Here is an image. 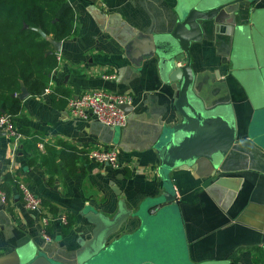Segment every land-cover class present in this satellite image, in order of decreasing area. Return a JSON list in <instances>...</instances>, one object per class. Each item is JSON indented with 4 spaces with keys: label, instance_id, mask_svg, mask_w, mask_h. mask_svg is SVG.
Segmentation results:
<instances>
[{
    "label": "crops",
    "instance_id": "1",
    "mask_svg": "<svg viewBox=\"0 0 264 264\" xmlns=\"http://www.w3.org/2000/svg\"><path fill=\"white\" fill-rule=\"evenodd\" d=\"M179 5L66 0L76 33L62 41L46 91L22 101L23 112L12 117L26 137L15 140L0 128V264H15V253L45 255L58 264H159L155 258L169 264H264V0L248 23L249 45L232 48L226 29L211 25L190 48L200 96L209 106L226 104L227 119L244 140L222 170L206 178L192 170L167 178L159 172L158 139L181 116L172 85L149 53V36L174 29ZM240 61L252 67L238 69ZM58 88L70 98L93 90L132 96L127 127L113 130L93 116L70 117L66 97H53ZM60 143L87 153L73 173L59 157L43 163L40 144ZM95 149H115L120 168L92 161L88 153ZM21 185L42 201L41 211L26 208ZM165 194L175 201L161 204L162 219L153 220ZM44 216L50 243L42 238ZM67 217L72 226L66 232Z\"/></svg>",
    "mask_w": 264,
    "mask_h": 264
},
{
    "label": "water",
    "instance_id": "2",
    "mask_svg": "<svg viewBox=\"0 0 264 264\" xmlns=\"http://www.w3.org/2000/svg\"><path fill=\"white\" fill-rule=\"evenodd\" d=\"M179 1L174 29L167 33L149 36L153 46L149 53L158 58L162 79L172 85L175 91L174 110L181 116V121L171 127L163 128L158 139L159 172L162 177L167 178L176 171L192 170L195 177L206 178L220 172L230 153L244 140L238 136L233 122L227 119V105L209 106L200 96L192 70L190 48L193 42L202 38L203 33L211 25L226 29L232 48L236 42L249 45L248 23L252 22V14L259 10L262 0ZM37 31L47 38L42 30ZM52 43L53 51L49 54L59 53L62 42L52 41ZM230 61L238 67V59L233 58L232 53ZM250 67H252L250 64L240 61L238 69ZM14 96L24 101L30 94L27 88L22 86L21 93ZM120 108L127 115L131 112L129 104L121 105ZM111 129L121 130L120 128ZM245 141L252 140L247 138ZM174 197V194H165V202L158 204L160 210L154 216L151 217L150 214L148 216L153 220L158 218L161 220L163 209L166 207L161 204L172 205L175 201ZM150 217L146 222L150 220ZM143 229H146L145 225ZM112 249L113 246L110 245L103 253H108ZM12 257L16 258L15 264H58L45 255L34 257L31 254L15 253ZM154 260L159 264H169L163 263L158 258ZM176 262L171 264H185L184 261ZM77 264L86 263L78 262ZM134 264H150V262L141 259Z\"/></svg>",
    "mask_w": 264,
    "mask_h": 264
},
{
    "label": "trees",
    "instance_id": "3",
    "mask_svg": "<svg viewBox=\"0 0 264 264\" xmlns=\"http://www.w3.org/2000/svg\"><path fill=\"white\" fill-rule=\"evenodd\" d=\"M65 3L66 0H0V118L23 112L22 101L14 96L21 93L22 86L30 96H41L46 91L58 67L57 53L49 54L53 51L52 41L62 42L76 33L75 12L65 7ZM57 94L70 100L67 90L56 89L54 99ZM58 145L60 150L55 145H43V163L47 165L59 157L73 173L77 162L87 153L65 143ZM32 153L36 155L35 151ZM2 190L8 192L6 186ZM66 220L67 232L72 221L69 217Z\"/></svg>",
    "mask_w": 264,
    "mask_h": 264
},
{
    "label": "built area",
    "instance_id": "4",
    "mask_svg": "<svg viewBox=\"0 0 264 264\" xmlns=\"http://www.w3.org/2000/svg\"><path fill=\"white\" fill-rule=\"evenodd\" d=\"M114 79V76H109ZM132 96L128 94H115L104 90H93L79 97L70 98L68 104V115L76 119H88L93 116L98 122L110 128L124 129L128 125V115L120 108L121 105L131 104ZM0 128L5 130L15 140H20L23 135L17 131L12 121V117L3 116L0 118ZM43 149V145L40 144ZM88 157L99 164H107L113 168H120L118 153L115 149L102 150L95 149L88 153ZM23 193V202L28 210L41 211L42 201L36 197L25 185L20 186ZM44 229L42 238L47 242H52L48 232L50 220L43 217Z\"/></svg>",
    "mask_w": 264,
    "mask_h": 264
}]
</instances>
